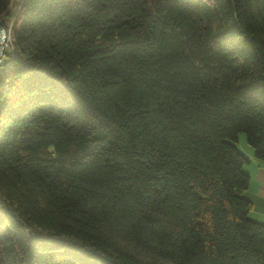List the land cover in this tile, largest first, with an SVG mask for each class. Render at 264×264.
<instances>
[{
	"label": "trees",
	"instance_id": "trees-1",
	"mask_svg": "<svg viewBox=\"0 0 264 264\" xmlns=\"http://www.w3.org/2000/svg\"><path fill=\"white\" fill-rule=\"evenodd\" d=\"M0 264H264V0H0Z\"/></svg>",
	"mask_w": 264,
	"mask_h": 264
},
{
	"label": "crops",
	"instance_id": "crops-1",
	"mask_svg": "<svg viewBox=\"0 0 264 264\" xmlns=\"http://www.w3.org/2000/svg\"><path fill=\"white\" fill-rule=\"evenodd\" d=\"M239 148L250 159L245 167V171L251 176L249 188L245 191V196L253 204L250 215L253 219L264 223V163L255 159L252 148L248 146Z\"/></svg>",
	"mask_w": 264,
	"mask_h": 264
},
{
	"label": "built area",
	"instance_id": "built-area-1",
	"mask_svg": "<svg viewBox=\"0 0 264 264\" xmlns=\"http://www.w3.org/2000/svg\"><path fill=\"white\" fill-rule=\"evenodd\" d=\"M12 46V33L11 29L0 28V64L5 56L6 50Z\"/></svg>",
	"mask_w": 264,
	"mask_h": 264
},
{
	"label": "rangeland",
	"instance_id": "rangeland-1",
	"mask_svg": "<svg viewBox=\"0 0 264 264\" xmlns=\"http://www.w3.org/2000/svg\"><path fill=\"white\" fill-rule=\"evenodd\" d=\"M239 147H243L244 148V146H248V147H250V148H252L250 145H249V143L247 142V138H246V134L245 133H241L240 134V139H239V142H238V144H237ZM246 167V166H245Z\"/></svg>",
	"mask_w": 264,
	"mask_h": 264
}]
</instances>
